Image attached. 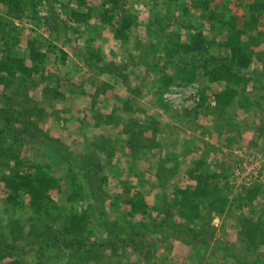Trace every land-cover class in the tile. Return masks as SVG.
<instances>
[{"label": "rangeland", "instance_id": "1", "mask_svg": "<svg viewBox=\"0 0 264 264\" xmlns=\"http://www.w3.org/2000/svg\"><path fill=\"white\" fill-rule=\"evenodd\" d=\"M22 1L1 53L44 57L0 80V179L51 190L35 209L0 182V264H264V14L115 0L110 28L103 0ZM198 176L222 211L183 192Z\"/></svg>", "mask_w": 264, "mask_h": 264}, {"label": "trees", "instance_id": "2", "mask_svg": "<svg viewBox=\"0 0 264 264\" xmlns=\"http://www.w3.org/2000/svg\"><path fill=\"white\" fill-rule=\"evenodd\" d=\"M176 1V0H173ZM179 2H184L187 6L191 5L192 8L206 9L213 0H178ZM244 6L247 12L249 13H260L264 14V0H244ZM24 4L22 0H0V12L7 13L12 15L13 13L20 14L21 5ZM115 4V0H103L102 8L97 12L99 23L101 25H106L112 28V15L110 14V8ZM73 8L70 11V17L76 21L80 22L81 18L84 19L87 14H82L80 12L81 6H76L73 4ZM235 18H231L230 21L234 22ZM0 40L2 41V46L7 45L4 35L0 33ZM16 46V45H15ZM14 45L7 46L8 49L12 51V55L2 54L0 43V80L3 77V74L6 72H19L26 77H30L34 72L37 71L36 64H41L44 54L34 51L33 45L30 42H27L23 46L22 51H17ZM201 46L200 41L197 40V37H193L192 45L187 47L188 49L195 50ZM36 66V67H35ZM190 78L187 82H189ZM173 81L170 78H162L161 85L164 87L173 85ZM178 85V84H177ZM193 186H186L183 192L186 191V194L191 198H207L205 200H210L208 207L211 211L218 209L222 211L225 204V197L222 195L224 193L221 188H217L215 181L211 182L207 178L202 176L192 177ZM0 182H2L3 187L9 190V197L18 196L20 193L25 194L29 197V203L32 207L37 209L41 207L40 204L36 203L38 200H41L46 197V193L50 191L49 180L46 177H41L38 172H24L18 167H9L7 172L1 177ZM181 193V192H180ZM220 197V207L216 206L215 200ZM125 204L134 212L138 210L137 204L133 201H126Z\"/></svg>", "mask_w": 264, "mask_h": 264}]
</instances>
